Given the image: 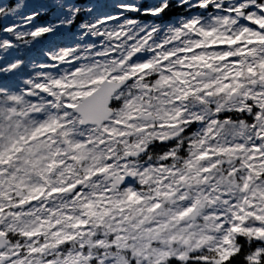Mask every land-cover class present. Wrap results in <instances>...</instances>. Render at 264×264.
Instances as JSON below:
<instances>
[{
    "label": "snow or ice",
    "instance_id": "6c2138e0",
    "mask_svg": "<svg viewBox=\"0 0 264 264\" xmlns=\"http://www.w3.org/2000/svg\"><path fill=\"white\" fill-rule=\"evenodd\" d=\"M0 264H264V0H0Z\"/></svg>",
    "mask_w": 264,
    "mask_h": 264
}]
</instances>
